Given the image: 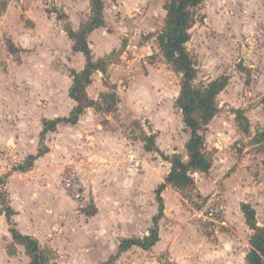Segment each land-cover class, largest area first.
<instances>
[{
	"label": "crops",
	"instance_id": "obj_1",
	"mask_svg": "<svg viewBox=\"0 0 264 264\" xmlns=\"http://www.w3.org/2000/svg\"><path fill=\"white\" fill-rule=\"evenodd\" d=\"M55 5L75 31L89 17V0H55ZM120 7L117 1L113 2L112 8L118 13ZM107 9L104 2V26L88 36L94 60L105 57L118 44L112 34L116 32L109 29L120 20L109 19ZM119 14L121 18V11ZM154 48V44L149 49L142 46L139 52L153 54L157 51ZM114 65L108 66L107 73ZM154 65L147 64L144 75H134L125 91H116L120 101L115 113L88 107L77 123H59L55 131L45 135L47 152L30 169L15 170L29 155L37 153L41 120L66 117L75 106L68 95L72 83L69 72L82 70L85 57L73 49V41L62 23L54 12L43 8L41 0L39 4L30 0L23 10L8 5L6 0L0 1V71L3 73L0 75V164L11 169L7 172L5 191L17 231L36 238L41 247L57 250L54 241H47L43 233L47 229L53 231L49 211H54L58 200L63 201L56 185L58 175L68 161L81 158L82 178L91 189L90 202L93 200L96 212L92 216L79 213L72 235L73 245L79 249L74 264H102L115 254L121 239L143 238L148 234L152 218L158 213L155 190L164 182L171 163L159 152L146 151L143 138L127 137L114 116L121 119L126 112L141 122L147 121L141 124L143 136L153 134L155 147L165 156L176 153L186 160L185 143L190 135L180 115L161 112L158 95L149 92L142 99L139 97L140 93H146V87L153 90L158 86L159 73ZM114 74H110L109 80L119 90V73ZM108 90L103 74L95 71L86 87L88 96L98 100ZM221 120L222 114L218 113L204 131L205 148L213 151L210 170L194 173L198 176L197 194L207 195L219 183L223 184L219 189L230 227L214 234L188 223L181 208V193L166 185L161 192L164 210L158 221L159 240L149 249L131 246L119 254L114 264H133L136 256L143 253L152 255L157 264L162 253H168L180 264H246L252 231L245 223L240 205L250 202L256 211L257 224L264 226V204L258 206V201L253 199L251 188L246 185L249 180L239 174L242 165H236V157L225 149L239 136L238 131ZM77 153L82 156L72 158ZM132 160L143 162L145 168L131 169ZM233 166L235 172L227 177ZM246 190L250 192L247 196ZM9 229L5 213H1L0 259L7 264H29L24 246L14 244L15 255L6 251V245L13 243Z\"/></svg>",
	"mask_w": 264,
	"mask_h": 264
},
{
	"label": "rangeland",
	"instance_id": "obj_2",
	"mask_svg": "<svg viewBox=\"0 0 264 264\" xmlns=\"http://www.w3.org/2000/svg\"><path fill=\"white\" fill-rule=\"evenodd\" d=\"M41 1L43 8L49 12L53 10L61 12L55 5V0ZM116 1L121 5L119 8V13L121 11L123 15L121 18V14L117 10L115 11L116 8H112L113 2ZM164 1L104 0L108 8L106 12L108 18L113 17L120 20L118 25H110L109 30L113 31L114 29L116 32L112 33L116 41L118 40L117 49L114 50H121L119 57L113 56L111 64L121 65V67L117 69L114 65L108 72V78L110 74L114 76V73H119L117 83L119 90L116 87V91L120 93L129 86L134 75L146 73L147 64L156 63L154 66L159 74L158 86L154 87L157 88V91L154 90V87L153 90L146 87V93H140L139 97L142 99L145 94L154 93V96L156 94L160 97L162 113L170 112L181 116L180 111L175 107V99L180 90L181 74L176 73L165 61L156 40L157 34L163 27L166 14L163 9ZM34 2L39 4V0H32V4ZM197 12L198 19L190 29L191 38L187 43V49L197 61V74L193 83L198 86L220 76L228 78V83L217 95L216 102L220 107L219 114H222L223 117L221 122L234 125L239 136L234 138L225 149H229L232 156L236 157V165L238 163L242 165L239 174L249 180L246 185L251 188L253 199L258 201V206H263L264 141L262 143L252 141V131L255 133L264 128L261 104V99L264 96V0H204ZM153 44L154 49H157L153 54L139 52L142 46L149 49ZM123 52H126L124 58H122ZM1 74L3 73L0 71ZM109 81L108 79L106 83L111 86V81ZM108 89V91L111 90L109 87ZM236 109L243 111L249 119L252 135H249L250 138L239 129L238 116L234 113ZM115 112L116 109L113 113ZM114 117L123 127V133L127 137L143 138L141 124H145L147 121L141 122L140 119L133 118L126 112L121 119ZM212 152L210 150L211 155ZM77 155L82 156L77 153L72 158ZM235 168L236 166L231 167L226 176L235 172ZM192 177L194 181L198 180L195 173L192 174ZM56 185L58 195L60 192L63 195V201L58 200L54 211H49V219L52 224L50 226H54L53 231L47 229L43 234L46 235L47 241L53 240V244L57 247H55L56 251L53 250L50 264H74V255L78 253L79 249L74 247L72 235L82 209L67 195L59 182ZM201 186L205 190L202 183ZM221 187L223 184L219 183L213 190ZM247 193L250 192L246 190L245 196ZM186 195L188 194L181 193L180 201L182 197H189ZM200 195L192 193L190 197ZM182 206L184 207L181 208L186 218L185 221L191 223L188 208L183 203ZM261 216H263L262 212ZM159 258L160 255L157 260L158 264H160ZM134 262L133 264H157L152 255L148 253L137 255ZM0 264L7 263L0 259Z\"/></svg>",
	"mask_w": 264,
	"mask_h": 264
},
{
	"label": "trees",
	"instance_id": "obj_3",
	"mask_svg": "<svg viewBox=\"0 0 264 264\" xmlns=\"http://www.w3.org/2000/svg\"><path fill=\"white\" fill-rule=\"evenodd\" d=\"M204 0H165L163 9L165 18L160 33L157 34L156 40L158 48L165 61L173 70L181 74L180 90L175 99V107L180 111L182 122L185 129L189 130V138L185 143L187 159L184 160L179 154L165 156L155 147V136L144 135V149L146 151H156L163 159L171 163V169L166 175L164 182L159 184L155 190L156 201L158 203V213L152 218V226L148 234L143 238H125L119 241L117 251L111 255L107 261L102 264H114L119 254L126 251L133 245L143 249L151 248L159 240L158 221L163 216L162 190L166 185H171L180 193L196 194L195 181L192 177L194 172L206 173L212 166L211 153L205 148L204 131L208 123L220 112V107L216 102L217 95L227 85L228 78L220 76L210 80L207 83L195 86L193 81L197 74V61L187 49V43L191 38L190 29L198 19V9ZM89 17L82 21L77 31L73 30L68 22L67 16L61 11H51L56 15V19L62 23L63 29L68 37L73 41V49L83 53L85 57V66L80 71L70 70L69 74L72 83L68 90L69 97L75 101V106L71 109L68 116L55 119L43 118L42 130L40 132L39 149L36 154L29 155L26 160L14 167L15 170L25 171L33 166L34 161L47 152L44 144L45 135L48 132L55 131L59 123L75 124L86 108L93 107L97 111L104 113L113 112L118 102L119 95L116 92V86L107 85L108 66L113 62V56L119 57L121 50H113L105 57L97 60L93 59L91 50L88 46L89 34L104 26V2L103 0H89ZM124 47V44H123ZM9 49L13 51L10 46ZM103 74V82L111 90L101 93L98 100L91 99L86 91V87L91 83V75L95 71ZM264 114V96L261 99ZM234 113L238 116L239 129L246 135H251L249 119L243 111L236 109ZM252 141L262 143L264 141V128L257 130L252 136ZM13 168V169H14ZM8 174L0 177V183H5ZM3 199H7V192H1ZM8 203V201H7ZM241 211L245 218V223L252 231L249 238L250 249L246 255V264H264V226L257 224L255 209L249 202H242ZM96 212L93 203H89L82 209L86 216H92ZM7 222L10 226V233L13 243L6 245V251L10 255H15L17 250L14 244L24 246L30 257L29 264H50L53 250L49 247H41L38 240L32 236L21 234L14 226L12 221V210L7 204L4 211Z\"/></svg>",
	"mask_w": 264,
	"mask_h": 264
},
{
	"label": "built area",
	"instance_id": "obj_4",
	"mask_svg": "<svg viewBox=\"0 0 264 264\" xmlns=\"http://www.w3.org/2000/svg\"><path fill=\"white\" fill-rule=\"evenodd\" d=\"M8 5L25 9L30 0H6ZM81 158H74L68 162L58 175V180L67 195L75 201L81 209L85 208L91 201V189L84 182L81 173ZM130 168L143 170V162L132 160ZM11 169L9 166L0 164V177L7 174ZM5 191V183H0V214L4 213L7 207V199H3L1 192ZM223 193L219 189L211 191L207 195L195 197H182L181 202L189 210V221L197 224L207 232L218 234L230 227L228 218L224 213ZM160 264H180L168 253H163L159 258Z\"/></svg>",
	"mask_w": 264,
	"mask_h": 264
}]
</instances>
